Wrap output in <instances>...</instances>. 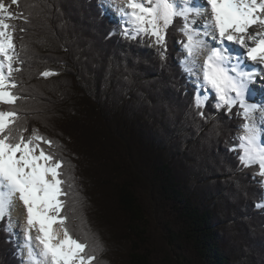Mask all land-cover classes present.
I'll use <instances>...</instances> for the list:
<instances>
[{"label":"trees","instance_id":"1","mask_svg":"<svg viewBox=\"0 0 264 264\" xmlns=\"http://www.w3.org/2000/svg\"><path fill=\"white\" fill-rule=\"evenodd\" d=\"M6 1L21 98L0 110L15 108L25 136L37 129L54 142L44 147L64 162L70 233L103 243L94 264H264V184L229 151L245 121L238 108L217 111L214 96L209 119L195 115L182 18L162 61L123 38L107 0ZM145 192L173 216L165 228L174 257L154 237ZM3 263L21 259L0 230Z\"/></svg>","mask_w":264,"mask_h":264},{"label":"snow or ice","instance_id":"2","mask_svg":"<svg viewBox=\"0 0 264 264\" xmlns=\"http://www.w3.org/2000/svg\"><path fill=\"white\" fill-rule=\"evenodd\" d=\"M17 3L18 0H11L12 5ZM207 5L211 8V17L201 29L195 19L190 20L192 14L196 17L202 14L193 0H183V6L178 0H127L126 9H119L124 22L121 35L126 40L147 43L162 61H167L169 27L177 17L182 18L184 23L179 30L184 39L180 43L186 55L180 64L195 87L194 113L203 120L209 119L204 110L213 99V93L217 111L223 110L225 115L231 116L233 109L238 108L236 114L245 121L243 134L229 151L237 152L240 165L253 169V178L260 177L257 182L264 184V143L261 141L264 127L254 120L249 122L251 113L258 108L264 112V102L262 105L247 102L254 99L253 86L264 81V33L248 32L253 24L264 25V17L260 15L264 13V0H207ZM14 18L16 14L0 0V56L3 57L0 104L3 105H15L21 98L12 91L17 85L10 80L14 71H20L13 67L14 61L20 62L14 54V26L6 22ZM215 34L220 39L217 46H211L207 37L212 35L215 40ZM224 41L245 49L236 53L235 64L231 63L232 49L223 46ZM201 55H205L202 65L198 59ZM242 56L258 62L261 67H248L240 59ZM55 74L52 70L40 73L45 78ZM17 119L15 108L0 110V222L7 218L0 230L8 233L10 240L15 237L19 248V234L15 231L18 220L13 219L18 199L25 212V264H94L97 254L104 250L103 243L94 238L89 244L70 233L68 217L63 214L67 201L61 199L68 195L64 188L67 182L61 178L64 162L44 147L51 148L54 142L37 129L25 136L27 129L17 128Z\"/></svg>","mask_w":264,"mask_h":264},{"label":"rangeland","instance_id":"3","mask_svg":"<svg viewBox=\"0 0 264 264\" xmlns=\"http://www.w3.org/2000/svg\"><path fill=\"white\" fill-rule=\"evenodd\" d=\"M2 2L5 3L9 7V4L7 3L8 1L2 0ZM107 3L111 7V9H109L108 13H110V15L116 21L122 22L124 25V22L121 19L122 13L119 11V9L121 7L126 9L127 0H107ZM178 3L181 6L182 0H178ZM195 18L198 19L199 17H195ZM214 46H216V45H214ZM1 62H3V60ZM4 71H5V73H7V68H5ZM193 79H195V78H193ZM189 81L192 82L191 80H189ZM258 84H264V81H261ZM212 95L214 96V93ZM257 110L258 111L256 113L255 112L251 113V118H250L249 122H251L252 120L258 121L259 119H261L264 122V113L259 111V109H257ZM260 115H261V117H259ZM242 134H243V129L241 130V132L238 135L240 136ZM145 200H146L147 205L149 206V217H150V220L152 222V231H153V234H154L156 241L158 242V244H160L164 248L165 251H167L170 254L171 257H174V252H172L173 246L168 244L167 232H166V228H165V223H174L173 216L171 215V213H169V211L163 209L162 207L156 206V204L151 200L150 194L148 192H145ZM261 205H264V196H263V203ZM262 208H264V207H262ZM6 223H7V221H6ZM19 230L20 229H18V227L15 229V231L18 234H19ZM13 239H14L15 247L17 248L18 256L21 259V264H25V260H24L23 253L21 250L22 249L21 243L24 242V241H22V235L19 236V241H18L19 248L17 247L16 238L12 237V240ZM3 264H5V263H3Z\"/></svg>","mask_w":264,"mask_h":264},{"label":"bare ground","instance_id":"4","mask_svg":"<svg viewBox=\"0 0 264 264\" xmlns=\"http://www.w3.org/2000/svg\"><path fill=\"white\" fill-rule=\"evenodd\" d=\"M193 5L197 6V7H200L201 10H202V12H201V13H203V21H202V23H200V20L196 21L197 26L202 29V26H203L205 20H209L210 17H211V8H210V6L207 5V0H193ZM181 6H183V0H182V3H181ZM260 15H262V17H264V13H261ZM192 16H195V14H192ZM195 20H196V18H195ZM213 32H214V29H213ZM248 32L253 34V35H255L256 33H264V25L253 24L252 26L249 27ZM258 38L259 37H257V39ZM219 39L220 38H219L218 34H216V39L213 40V38H210V39H208V42L210 41L211 46H214V45L217 46L218 45L217 42L219 41ZM248 43L250 45L254 46L252 41H249ZM223 44H224V46H227L228 48L232 49V51H234L231 63L236 62V53H238L239 51L242 52L243 50L245 51V49H242L240 47V45L232 43V42L226 41V42H223ZM204 58H205V55H201V56L198 57L201 65L203 63V59ZM250 62L251 61L247 60L246 63L249 64ZM253 65H254V68L261 67V66L258 65V62H255ZM193 78H195V77H193ZM253 87L255 89L254 99H249L247 102L248 103H256L258 105H262V102H264V84H258L257 83ZM262 106H264V105H262ZM257 111L258 110H256L255 113ZM259 111H261V110L259 109ZM262 113H264V112H262ZM259 117H261V115ZM255 122H257L258 126L264 127V122L261 119H259L258 121H255ZM261 141L264 142V135H262ZM24 216H25V212H24L23 205L17 199V201H16V209L13 212V219L18 220V225H19L18 229H20L19 230V236L22 235V241H24L23 243H21V246H22L21 250H22V253H23L24 260L26 262V260H27V249L24 248L25 240H24V233H23ZM35 235H36V232L33 231L32 232V236L35 237ZM33 247L36 248V242L34 240H33ZM37 251H38V248H37Z\"/></svg>","mask_w":264,"mask_h":264}]
</instances>
